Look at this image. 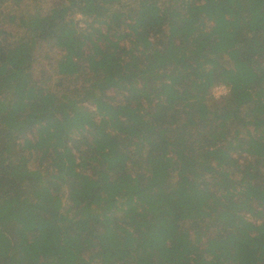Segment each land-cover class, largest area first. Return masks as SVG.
<instances>
[{
	"label": "trees",
	"instance_id": "1",
	"mask_svg": "<svg viewBox=\"0 0 264 264\" xmlns=\"http://www.w3.org/2000/svg\"><path fill=\"white\" fill-rule=\"evenodd\" d=\"M0 264H264V0H0Z\"/></svg>",
	"mask_w": 264,
	"mask_h": 264
},
{
	"label": "rangeland",
	"instance_id": "2",
	"mask_svg": "<svg viewBox=\"0 0 264 264\" xmlns=\"http://www.w3.org/2000/svg\"><path fill=\"white\" fill-rule=\"evenodd\" d=\"M226 92H227V89L223 85H216V86H213L212 89H211V93L215 97L223 95Z\"/></svg>",
	"mask_w": 264,
	"mask_h": 264
}]
</instances>
